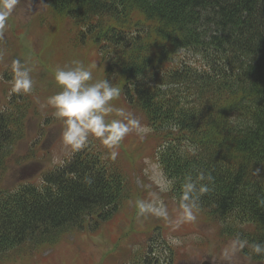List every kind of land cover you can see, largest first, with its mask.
Returning <instances> with one entry per match:
<instances>
[{"label": "trees", "instance_id": "trees-1", "mask_svg": "<svg viewBox=\"0 0 264 264\" xmlns=\"http://www.w3.org/2000/svg\"><path fill=\"white\" fill-rule=\"evenodd\" d=\"M45 1L73 26L77 43L97 46L108 76L121 79L125 101L144 113L160 141L157 162L170 194L181 205L189 176L197 189L206 185L195 211L218 220L222 236L247 240L242 257L264 262L251 250L264 243V207L257 204L264 196V0ZM5 105L0 253L85 224L95 228L129 197L125 175L88 145L42 180H19L17 189L2 184L25 130L27 95L12 93ZM200 172L212 180H198ZM161 245L148 242L145 263L163 264L154 257Z\"/></svg>", "mask_w": 264, "mask_h": 264}, {"label": "rangeland", "instance_id": "rangeland-1", "mask_svg": "<svg viewBox=\"0 0 264 264\" xmlns=\"http://www.w3.org/2000/svg\"><path fill=\"white\" fill-rule=\"evenodd\" d=\"M98 51L89 40L77 43L73 26L57 16L45 0H20L0 34V109L6 108L5 103L12 95L14 59H20L30 69L33 91L25 94L28 98V109L22 115L25 130L21 138L15 139L11 165L1 179L2 184L17 189L21 188L19 180H42L48 169L65 163L86 148L72 152L62 142L63 121L54 115L47 98L60 91L54 81L55 70L71 67L76 60L85 66L95 65L94 80H111L113 86L120 88L121 79L113 72L108 76L107 63ZM111 104L132 113L141 127L125 136L114 149L118 153L115 159L97 138L90 136L87 145L89 151L102 153L107 163L125 175L129 197L97 227L85 224L35 247L22 244L0 253V264H147L150 260L148 257L145 260L146 247L152 239L162 244L154 250V257L161 258L163 264L170 258L171 264H200L203 260L214 264H264L238 252L226 255L234 240L220 234L218 220L195 210V220L184 218L157 162L160 141L148 126L144 113L126 102L121 91ZM112 119L122 118L114 111L106 117L107 121ZM22 168L26 172L16 177ZM139 200L151 203L164 214L151 211L139 214L136 207Z\"/></svg>", "mask_w": 264, "mask_h": 264}, {"label": "clouds", "instance_id": "clouds-1", "mask_svg": "<svg viewBox=\"0 0 264 264\" xmlns=\"http://www.w3.org/2000/svg\"><path fill=\"white\" fill-rule=\"evenodd\" d=\"M19 3L20 0H0V34L5 30L9 17ZM72 64L71 67H58L55 70L54 81L60 86V91L47 98V104L54 109V115L63 121L62 142L72 152H77L86 147L90 136L95 137L111 150V158L115 159L118 153L114 149L125 136L141 127L140 121L132 113L112 106L111 101L119 97L120 88L113 86L107 79L94 80L92 69L95 65L85 66L78 60ZM12 73V93L30 94L33 91L30 69L20 59H14ZM114 111L122 119L107 121L106 117ZM205 179L210 181L212 177H206L203 172L198 173V180ZM207 191L206 185L201 184L197 189L191 176L187 178L181 203L185 219H196L194 210L197 209L196 201L199 199L197 192L203 194ZM257 204L264 207V196L258 198ZM136 207L141 215L150 211L164 214L161 209H156L151 203L143 200L137 201ZM248 243L247 240L237 237L225 254L234 255L246 248ZM251 250L255 255H264V243H253Z\"/></svg>", "mask_w": 264, "mask_h": 264}, {"label": "water", "instance_id": "water-1", "mask_svg": "<svg viewBox=\"0 0 264 264\" xmlns=\"http://www.w3.org/2000/svg\"><path fill=\"white\" fill-rule=\"evenodd\" d=\"M200 264H214V263H212L209 260H203V261L200 262Z\"/></svg>", "mask_w": 264, "mask_h": 264}]
</instances>
